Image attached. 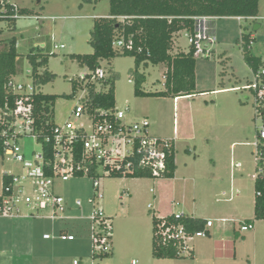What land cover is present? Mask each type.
I'll return each mask as SVG.
<instances>
[{
  "label": "rangeland",
  "instance_id": "374dc122",
  "mask_svg": "<svg viewBox=\"0 0 264 264\" xmlns=\"http://www.w3.org/2000/svg\"><path fill=\"white\" fill-rule=\"evenodd\" d=\"M15 1L30 14L45 18H19L16 30H5L0 34V51L8 48L11 37H17L18 52L25 54L18 64L17 79L29 82L31 66L26 54L31 50L37 51L44 44L43 51L49 57L48 70L56 77L41 85L40 91L57 96L53 105L56 122L62 124L71 120L75 126L91 130L93 125L87 114L80 118L72 114L87 93L86 81L83 83L82 80L91 70L72 55L93 52L91 29L95 17L108 14L109 1ZM259 16L257 20L263 25L257 31H252L255 20L224 17L215 21V56L197 57L196 93L180 96L176 101L168 96L135 95L133 69L136 61L133 56L118 55L101 61L106 78L95 83L96 91H107L114 81L116 108H129L126 121L148 118L152 135L169 133L176 137L178 172L177 179L144 177L136 180L132 177L101 176L103 198L99 204L105 215L112 217L115 254L110 259H96L97 263L264 264V219H255L254 184L258 171L256 147L251 144L257 139L263 122L257 115L255 98L250 90L216 91L222 87L241 86L253 78V71L246 64L240 48L241 35L243 32L254 34L251 51L257 56L264 55V0H260ZM55 44L65 47L55 49ZM175 46L184 50L189 48L184 32L176 37ZM139 71L146 75L143 90L155 92L165 89L164 64H141ZM77 83L79 87L74 89ZM81 84L84 87L81 88ZM208 138L211 145H208ZM22 144L29 163L34 150L40 151L41 145L32 137H25ZM239 162L242 167L238 166ZM25 171L22 163L8 161L0 154V192L3 174ZM189 175L197 181L185 180ZM56 189L70 207L67 219L54 221L36 217L23 220L38 226L36 236L39 239L45 232L62 245V253L69 254L66 264H73V258L82 259L81 264H91L93 224L90 216L98 201L94 180L90 176L72 177L66 182H58ZM77 200L81 201V208L76 207ZM195 201L200 211L206 209L204 213L214 217V225L210 228L212 235L197 237L191 242L196 250L195 258L164 261L153 258L151 214L154 209L161 203L166 208L173 205L176 210H182L192 207ZM209 204L213 207L208 210ZM221 215L228 217L229 221L218 219ZM230 217L239 219L233 222ZM251 218L256 220L255 227L239 231L242 222ZM62 229L72 233L75 240H59L57 235ZM235 229L241 232L239 237H236ZM23 248L19 246V249ZM2 260L0 264H5ZM43 264H51V260H44Z\"/></svg>",
  "mask_w": 264,
  "mask_h": 264
},
{
  "label": "built area",
  "instance_id": "2783aa9c",
  "mask_svg": "<svg viewBox=\"0 0 264 264\" xmlns=\"http://www.w3.org/2000/svg\"><path fill=\"white\" fill-rule=\"evenodd\" d=\"M21 8L15 0H0V27L9 18H45L22 13ZM217 18L208 15L196 16L194 29L184 31L196 57L215 56L217 36L213 23ZM113 45L119 49H131L134 42L132 39L121 38ZM54 47L59 49L65 46L55 44ZM28 72L29 82L18 80V75L10 78L7 83V96L0 103V153L4 159L22 163L26 169L19 174L5 173L9 176V181L4 184L0 193V216L17 217L26 210L31 217H46L54 221L67 219L66 213L70 207L64 196L57 192L56 184L66 182L72 177L91 176L98 200L93 215L90 216L93 224L91 264H99L96 259L103 260V255L112 252L114 237L112 217L106 216L99 204L103 198L101 176H125L133 173L136 167L131 159L136 156L139 158V165L151 169L153 178H162L166 169L167 150L175 143V138L152 135L148 118L126 121L129 108H115L112 111L99 107L90 109L87 95L76 105L72 114L77 118L87 114L93 125L91 130L85 126H75L71 120L57 123L54 116V126L46 133L45 129L36 125L35 117L34 96L41 92V85L34 82L32 68ZM105 78L104 68L99 67L82 81H86L87 86L88 83L95 84ZM226 90H250L255 98L257 115L263 122L258 130L259 137L251 143L256 147L257 160L260 157V141L264 139V69L253 72V78L245 84ZM25 137H32L41 145L40 151L34 150L29 163L22 144ZM238 166L242 167V163L239 162ZM75 204L77 208L82 207L80 200ZM149 207L152 208V205L149 204ZM174 214L178 219L183 215ZM154 217L158 219L154 229L155 238L163 244L177 245L179 254L184 256L194 251L191 242L197 237H206L207 230L213 225V220L210 219L207 220L205 229L189 233L182 223L157 214ZM253 228L252 222H242L240 231ZM44 237L52 238V235L46 233ZM57 237L64 241L75 240V236L65 229L59 231ZM82 262V259H75L73 264Z\"/></svg>",
  "mask_w": 264,
  "mask_h": 264
},
{
  "label": "trees",
  "instance_id": "16d2710c",
  "mask_svg": "<svg viewBox=\"0 0 264 264\" xmlns=\"http://www.w3.org/2000/svg\"><path fill=\"white\" fill-rule=\"evenodd\" d=\"M102 1V0H96ZM110 3L107 16L95 17L91 29L90 43L93 52L89 54H73L82 66L91 71L102 67L101 61L112 59L118 55L133 56L136 68L133 69L135 76V95L137 96H168L177 98L180 96L194 95L196 92V62L192 46L189 50L175 49L176 37L184 31H192L195 26L196 16L217 17H244L258 18L260 13V0H108ZM22 13L30 14L26 8H21ZM123 17V18H122ZM1 21V20H0ZM18 19L9 18L5 26L0 27V34L5 30L14 31ZM252 33L243 32L241 35V51L246 64L254 73L264 69V55L257 56L252 53ZM121 38L132 39L134 45L131 49L115 48L113 43ZM18 39L16 36L10 38L7 49L0 51V103L7 96V83L13 75H18V64L20 54L17 49ZM31 50L26 54V59L32 68V77L36 84L45 85L55 79L56 75L48 70L49 57L43 48ZM223 60L222 62H225ZM164 64V86L163 91H145L143 84L146 75L139 71L141 64L148 65ZM225 67V66H224ZM224 67L222 73L224 74ZM90 74H86L85 78ZM73 81H75L73 79ZM114 81L107 91H96L94 83L86 86L88 106L90 109L96 107L113 110L116 108ZM83 85V84H81ZM79 87V83L74 89ZM84 87L81 86V88ZM35 98L36 125L45 129L48 133L50 127L54 126L53 105L57 99L54 94L39 92ZM264 113V108H262ZM48 130V131H47ZM257 137L259 134L257 132ZM260 157L256 160L258 175L255 178V219H264V139L260 141ZM1 154V153H0ZM176 149L175 143L167 150L166 169L162 178L173 177L176 171ZM139 158L132 157L136 170L133 173L114 175L118 177L144 178L152 177L151 169L139 165ZM91 177V176H90ZM9 181V176L3 174V186ZM169 220L185 225L189 233L205 229L207 219L197 218L183 213L181 218L175 214L166 216ZM158 219L153 214V256L155 258H187L193 257V252L184 256L179 254V247L173 243L163 244L155 238L154 229ZM246 222H253L247 220ZM209 234V230H207ZM236 237L239 233L236 232ZM112 252L102 256L109 258Z\"/></svg>",
  "mask_w": 264,
  "mask_h": 264
},
{
  "label": "crops",
  "instance_id": "0c3cea01",
  "mask_svg": "<svg viewBox=\"0 0 264 264\" xmlns=\"http://www.w3.org/2000/svg\"><path fill=\"white\" fill-rule=\"evenodd\" d=\"M108 14H109V11H108ZM108 14L102 15V16H107ZM259 17L260 16H258L257 19H259ZM218 18L220 19V18H224V17H218ZM236 18L239 20L246 19L244 17H242V18L236 17ZM248 19L249 20H255V19H250V18H248ZM213 26H214V31L216 33V23L215 22L213 23ZM175 49L178 50V49H182V48L175 46ZM182 50H184V49H182ZM188 50H189V48L187 49V51ZM196 85H197V79H196ZM216 91H226V88L222 87ZM178 98H174V101H176ZM246 99H249V96H246ZM156 136L166 137V138L167 137L168 138H174V137L170 136L169 133H166L163 135L157 134ZM207 141H208V145H211V143L209 142L210 138H208ZM175 149L177 151V139H176V137H175ZM175 162H176L175 174L173 177H168V178L177 179L178 164H177L176 158H175ZM134 179L137 180V179H142V178H134ZM185 180H187V181L190 180L193 182L197 181V180L195 181V177L190 176V175L186 176ZM2 190H3V176H2ZM207 190H209V188H207ZM195 200H197V199H195ZM162 205L163 204L159 203L158 207H156L154 209L153 213L151 214L152 222H153V214H157L158 216H168V215H171L174 213H186L190 216L197 217V218H204L207 220H210V219L213 220V218H214L209 213H204V211L206 209H204L203 211H200L199 208H197V205H198L197 201H195L193 203L192 207H186L187 209L185 208L182 210H176V206H173V205H170L167 208L162 206ZM183 205H186V204H183ZM254 205H255V203H254ZM148 206H149V204H148ZM212 207H213V205L209 204L208 210ZM152 208H153V206H152ZM29 218H36V217L28 216L26 210L23 212V214H21L17 217L11 218V217L0 216V259H4V260H2V262L5 264H30V262H32V264H43L44 260H51V264H66V261L68 260L66 256L69 254L68 253L67 254L62 253V251H61L62 245L60 246L56 242L55 239L52 240L51 238H45L44 237V235L46 234L45 232L43 233L42 238L39 239V237L36 236V229L38 226L33 225V224H28L23 220V219H29ZM218 219H220L222 221H226V222L229 221L228 217H226V216L219 217ZM238 219L239 218H231L230 221L235 222ZM246 220H253V219L251 218V219H246ZM261 220H263V219H261ZM252 223L254 224V227H255L256 220H253ZM213 225H214V223H213ZM210 228H209V234L207 236L212 235V231L210 230ZM238 230H239V228H238ZM235 232H237L239 234L241 233V232H238L236 229H235ZM50 240H52V242H49ZM20 245H21V247H24V248L19 249ZM33 249L35 251H32ZM113 249H114V247H113ZM114 254H115V251H113L112 257L114 256ZM6 255H8V256H6ZM234 255H235V253H234ZM195 256H196V250L194 248L192 258H195ZM153 258H155V257L153 256ZM155 259L164 261V260H179L181 258H177V259L155 258ZM74 260L75 259L73 258V261Z\"/></svg>",
  "mask_w": 264,
  "mask_h": 264
},
{
  "label": "water",
  "instance_id": "95a60500",
  "mask_svg": "<svg viewBox=\"0 0 264 264\" xmlns=\"http://www.w3.org/2000/svg\"><path fill=\"white\" fill-rule=\"evenodd\" d=\"M263 23L256 20L254 23H253V26H252V31H257L259 30L261 27H262ZM41 47H44V44H42Z\"/></svg>",
  "mask_w": 264,
  "mask_h": 264
}]
</instances>
